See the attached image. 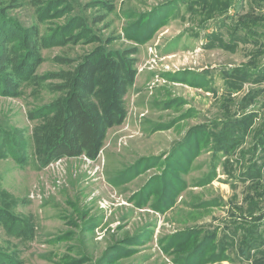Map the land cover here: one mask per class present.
Masks as SVG:
<instances>
[{"label": "rangeland", "instance_id": "rangeland-1", "mask_svg": "<svg viewBox=\"0 0 264 264\" xmlns=\"http://www.w3.org/2000/svg\"><path fill=\"white\" fill-rule=\"evenodd\" d=\"M0 264H264V0H0Z\"/></svg>", "mask_w": 264, "mask_h": 264}]
</instances>
